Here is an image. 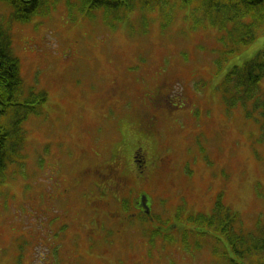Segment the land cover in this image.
<instances>
[{"label":"rangeland","instance_id":"1","mask_svg":"<svg viewBox=\"0 0 264 264\" xmlns=\"http://www.w3.org/2000/svg\"><path fill=\"white\" fill-rule=\"evenodd\" d=\"M54 2L12 32L22 104L36 108L21 129L13 113L2 124L12 157L21 139L23 157L0 174V264H214L209 251L179 259L161 239L218 202L245 233L264 219L261 110H229L219 92L264 34L220 65L226 43L215 27L145 32L125 18L112 31L101 17L75 15L73 0ZM30 92L47 100L35 104ZM118 172L127 179L113 205ZM144 193L160 217L150 226L120 205Z\"/></svg>","mask_w":264,"mask_h":264},{"label":"trees","instance_id":"2","mask_svg":"<svg viewBox=\"0 0 264 264\" xmlns=\"http://www.w3.org/2000/svg\"><path fill=\"white\" fill-rule=\"evenodd\" d=\"M59 1L55 0V6ZM47 3L51 0H0V4L9 9L6 15L0 12V174L19 156L16 149L15 157H12L14 149L8 146L10 138L3 133V120L8 119L5 115L13 113V123L21 129L36 108L28 107V101L22 104L24 82L20 60L12 53V28L47 9ZM66 4H72L71 0H66ZM73 9L79 16L90 14L94 17L99 13L110 27L125 18L132 19L135 24L141 21L143 26L158 21L164 26L184 21L196 27L214 26L220 33L218 41L226 43L220 51V65L264 34V0H73ZM263 81L264 47L242 65L233 66L223 77L219 92L230 110L243 107L247 115L261 110L259 114L263 121H260L264 128ZM29 97L35 104L47 99L44 92L38 95L30 92ZM21 109L23 111L19 112ZM112 169L108 170V176L113 174ZM237 218L231 208L218 202L210 214L199 212L191 218L187 215V227L180 232L163 234L161 243L165 248H172V253L179 259L184 255L186 258L192 256L190 261L199 254L208 255L209 251L214 264H264V221H256L255 230L245 233L241 227H235ZM147 219L143 217L144 222ZM147 234L150 242L155 244L152 241L156 235L154 228Z\"/></svg>","mask_w":264,"mask_h":264},{"label":"flooded vegetation","instance_id":"3","mask_svg":"<svg viewBox=\"0 0 264 264\" xmlns=\"http://www.w3.org/2000/svg\"><path fill=\"white\" fill-rule=\"evenodd\" d=\"M112 183L114 184L115 181H112ZM143 198H144V201H143ZM149 202H150V200H149L147 194H144V195L138 194L131 204H132L133 208L136 207L138 211H142L143 212L145 210L149 211V209H144L145 206H152V204L149 203Z\"/></svg>","mask_w":264,"mask_h":264},{"label":"bare ground","instance_id":"4","mask_svg":"<svg viewBox=\"0 0 264 264\" xmlns=\"http://www.w3.org/2000/svg\"><path fill=\"white\" fill-rule=\"evenodd\" d=\"M252 42H253V41H251V43H252ZM251 43H250V44H251ZM250 44H248V45H250ZM248 45H247V46H248ZM247 46H245V47H247ZM245 47H244V48H245ZM244 48H242V49H244ZM242 49H241V50H242ZM260 50H261V49H260ZM258 51H259V50H258Z\"/></svg>","mask_w":264,"mask_h":264}]
</instances>
